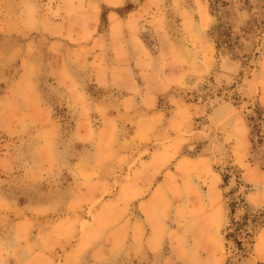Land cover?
Instances as JSON below:
<instances>
[{
	"label": "rangeland",
	"instance_id": "374dc122",
	"mask_svg": "<svg viewBox=\"0 0 264 264\" xmlns=\"http://www.w3.org/2000/svg\"><path fill=\"white\" fill-rule=\"evenodd\" d=\"M0 264H264V0H0Z\"/></svg>",
	"mask_w": 264,
	"mask_h": 264
},
{
	"label": "crops",
	"instance_id": "0c3cea01",
	"mask_svg": "<svg viewBox=\"0 0 264 264\" xmlns=\"http://www.w3.org/2000/svg\"><path fill=\"white\" fill-rule=\"evenodd\" d=\"M149 10H150L149 6L143 4L128 13L126 17L127 21H130L129 24H131L132 22H138L139 20L147 16ZM97 42H101V39H98ZM104 68L105 67L100 63H95L92 65V70L98 84H109L111 81L108 72H106Z\"/></svg>",
	"mask_w": 264,
	"mask_h": 264
},
{
	"label": "trees",
	"instance_id": "16d2710c",
	"mask_svg": "<svg viewBox=\"0 0 264 264\" xmlns=\"http://www.w3.org/2000/svg\"><path fill=\"white\" fill-rule=\"evenodd\" d=\"M227 179H228V175L226 174V175H224V181H227ZM231 222H232L233 228L231 231H228L225 234V239L231 240L235 244V246L238 250H242L243 249V247H242L243 243L240 240V237H238V236L241 235V231H246V230L244 229L243 224L238 223V222L233 221V220ZM245 234H246V236H249L248 233H245Z\"/></svg>",
	"mask_w": 264,
	"mask_h": 264
}]
</instances>
